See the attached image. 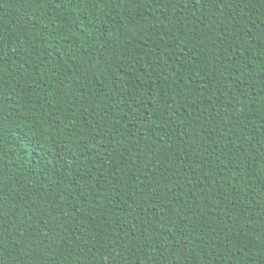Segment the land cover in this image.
I'll return each mask as SVG.
<instances>
[{
  "label": "trees",
  "instance_id": "trees-1",
  "mask_svg": "<svg viewBox=\"0 0 264 264\" xmlns=\"http://www.w3.org/2000/svg\"><path fill=\"white\" fill-rule=\"evenodd\" d=\"M0 264H264V0H0Z\"/></svg>",
  "mask_w": 264,
  "mask_h": 264
}]
</instances>
